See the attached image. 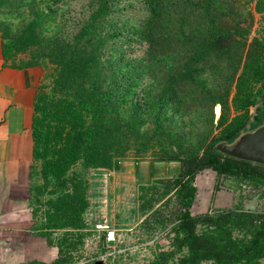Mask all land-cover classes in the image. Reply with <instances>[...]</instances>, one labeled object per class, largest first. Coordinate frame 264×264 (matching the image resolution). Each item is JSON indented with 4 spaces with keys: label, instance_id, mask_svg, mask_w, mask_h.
Returning <instances> with one entry per match:
<instances>
[{
    "label": "rangeland",
    "instance_id": "374dc122",
    "mask_svg": "<svg viewBox=\"0 0 264 264\" xmlns=\"http://www.w3.org/2000/svg\"><path fill=\"white\" fill-rule=\"evenodd\" d=\"M98 4L0 0L4 63L27 71L32 110L45 90L70 96L80 121L89 122V132H76L84 140L67 173L45 178V149L33 160L39 177L32 182L43 186L44 199L55 190L87 206L75 221L83 227L52 241L69 245L67 264H215L178 247L174 181L242 112L245 81L257 79L256 64L264 67V0H110L90 19ZM259 106L249 109L246 132ZM61 114L51 116L52 126ZM193 184V217L231 209L219 225L198 228L201 246L233 250L249 240L264 185L217 179L211 170ZM261 242L255 264H264ZM37 254L39 245L29 244L24 262Z\"/></svg>",
    "mask_w": 264,
    "mask_h": 264
},
{
    "label": "trees",
    "instance_id": "16d2710c",
    "mask_svg": "<svg viewBox=\"0 0 264 264\" xmlns=\"http://www.w3.org/2000/svg\"><path fill=\"white\" fill-rule=\"evenodd\" d=\"M109 1L99 0V4L90 19H94L104 13ZM86 33V29L83 28L81 34L85 35ZM2 46L5 62L7 58L3 42ZM60 53L64 54L65 51L62 49ZM249 71L251 72L252 68ZM252 73L257 79L250 80V85L245 81L247 88L246 92L241 96V114L206 149L203 159L189 166L174 181V187L176 188L175 198L179 210L174 225L175 228H173L172 232L174 233L178 247L188 249L191 255H195V259H198V262L212 261L215 264H255L262 257L261 240L264 238V210L261 214L254 213L260 219L258 220L260 222L249 240L242 242L233 250H211L204 248L199 243L200 234L198 232L199 227L219 225L220 221L225 220L230 215L231 209L217 210L214 214L206 213L197 217H193L190 213V208L196 197V188L193 184L194 178L200 171L211 170L215 172L217 179L264 185V171L258 168L260 165L254 166L251 163L225 157L214 149V146L219 142L226 141L231 143L242 133L246 132L249 109L255 106L257 101H259L260 106L257 108L253 124H250V130L264 124V67L256 64ZM248 77L251 78L252 76L248 75ZM254 89H256L255 92ZM240 90L242 88L237 86V91L240 92ZM35 97L37 98L33 108L31 124L32 164L29 167V208L34 223L32 231L35 236L44 238L49 245L57 249V259L51 264H67L66 255L69 254V250H67L69 245L66 247L62 238H57V241L53 243L52 237L60 232L63 233L62 237H72V234H70L72 230H75L76 227H83L82 224V226L76 224L75 221L81 217L82 212L87 206L85 201L76 204L71 199L73 195L67 196L66 194H59V192L54 193L55 190L53 192L55 196L44 199V192L46 191L43 186L32 182L36 181L39 177L33 160L35 158L38 159L40 153L45 149L43 157L46 161L42 169L45 178L50 174L52 175L51 178H53L59 174L67 173L72 163L79 158V149L83 143L82 140H84L82 134L77 136L76 132L81 130L85 134L88 131L89 122L87 124L85 121H80L82 117L80 112L77 111L79 105L69 100L70 96L65 101V99L60 97L53 98L51 93L40 90ZM52 99H55V101ZM51 101H54L53 107L55 106L52 110L49 109ZM58 108L62 109L59 111ZM61 111L63 114H61ZM60 114L63 117H60L59 121L57 120L56 127L52 126L51 116H58ZM85 114L87 113L85 112ZM40 218L42 222H39ZM22 264L45 263L31 260Z\"/></svg>",
    "mask_w": 264,
    "mask_h": 264
},
{
    "label": "crops",
    "instance_id": "0c3cea01",
    "mask_svg": "<svg viewBox=\"0 0 264 264\" xmlns=\"http://www.w3.org/2000/svg\"><path fill=\"white\" fill-rule=\"evenodd\" d=\"M33 88L26 70L5 65L0 39V264L25 263L29 244L39 245L40 261L51 263L57 256V250L32 231Z\"/></svg>",
    "mask_w": 264,
    "mask_h": 264
},
{
    "label": "water",
    "instance_id": "95a60500",
    "mask_svg": "<svg viewBox=\"0 0 264 264\" xmlns=\"http://www.w3.org/2000/svg\"><path fill=\"white\" fill-rule=\"evenodd\" d=\"M214 149L221 155L264 166V124L242 133L233 142H219Z\"/></svg>",
    "mask_w": 264,
    "mask_h": 264
}]
</instances>
